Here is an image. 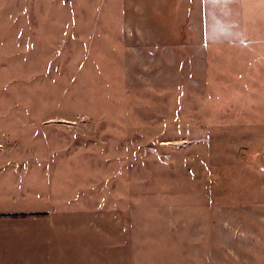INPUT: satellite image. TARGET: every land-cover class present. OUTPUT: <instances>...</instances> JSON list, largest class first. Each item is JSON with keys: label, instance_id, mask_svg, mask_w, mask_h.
<instances>
[{"label": "rangeland", "instance_id": "374dc122", "mask_svg": "<svg viewBox=\"0 0 264 264\" xmlns=\"http://www.w3.org/2000/svg\"><path fill=\"white\" fill-rule=\"evenodd\" d=\"M183 1L0 0V38L28 44L0 52V110L54 147L33 183L91 208L84 264H264L259 145L181 119Z\"/></svg>", "mask_w": 264, "mask_h": 264}, {"label": "crops", "instance_id": "0c3cea01", "mask_svg": "<svg viewBox=\"0 0 264 264\" xmlns=\"http://www.w3.org/2000/svg\"><path fill=\"white\" fill-rule=\"evenodd\" d=\"M179 22L186 131L211 135L225 127L259 145L258 162H264V0H184ZM2 37L0 52L28 48L27 41ZM27 126L26 113L0 110V264L101 261L92 248L102 239L83 237L79 229H91V208L60 205L58 191L33 183L34 166L51 162L54 147L45 144L42 123Z\"/></svg>", "mask_w": 264, "mask_h": 264}]
</instances>
